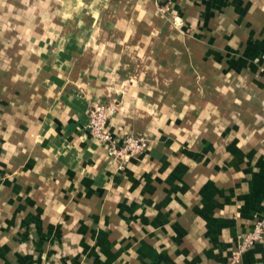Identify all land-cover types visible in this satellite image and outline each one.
I'll use <instances>...</instances> for the list:
<instances>
[{
  "label": "rangeland",
  "instance_id": "obj_1",
  "mask_svg": "<svg viewBox=\"0 0 264 264\" xmlns=\"http://www.w3.org/2000/svg\"><path fill=\"white\" fill-rule=\"evenodd\" d=\"M221 1L236 24L250 12V1L201 0L191 27L173 0H0V264H155L157 249L162 262L179 225L161 220L177 168L196 193L235 181L227 129L258 112L248 103L264 86V26L239 41L233 30L211 36ZM144 13L149 30L138 27ZM125 21L135 26L108 24ZM92 50L112 59L98 63L101 76L87 66ZM102 105L115 106L106 119L117 145L143 139L142 154L127 159L92 137L89 112Z\"/></svg>",
  "mask_w": 264,
  "mask_h": 264
},
{
  "label": "crops",
  "instance_id": "obj_2",
  "mask_svg": "<svg viewBox=\"0 0 264 264\" xmlns=\"http://www.w3.org/2000/svg\"><path fill=\"white\" fill-rule=\"evenodd\" d=\"M144 1L148 2L152 8H154L153 4L157 3V0ZM246 1L251 2L250 12L242 17L240 24L235 23L239 15L232 11V7L224 4L223 1L218 2L221 12H217L216 17L211 16L207 22V29L211 36L215 37L214 30L226 33L233 30L238 36V39L234 37L233 41H239L241 33L247 34L248 30L261 29L264 26V0H243L242 4ZM200 4L201 0H173L172 12L182 20L185 19L191 27H195L196 20L201 10L203 11V5ZM234 5L237 6V0ZM131 13L134 14L133 10ZM108 24L111 28L120 26V29H126V24L130 29L135 26V23H127V21ZM150 26H152L151 16L149 13H144L138 27L149 30ZM108 60L112 61L106 57L96 58V53L92 50L93 64H87L92 69L91 76H101L100 70L96 71L98 63L101 61L108 63ZM52 61L62 62V59L52 58ZM73 61L78 62L75 55ZM107 68L109 71V65ZM235 83L238 85V79ZM254 87L256 82H253L252 88ZM257 87L258 95H260L258 101L248 103L252 110L258 111L253 113L252 123L237 124L233 129H227L230 132L227 139L236 137L230 140L229 144L226 141L227 149H225L232 167L228 172L231 171L236 175L235 181H229L224 177V184L208 183L196 193L192 188L193 181L190 174L184 175V170L182 169L180 173L177 168L175 172L177 178L173 179L176 187H173V192L170 194L171 199L161 202L168 207L162 211L161 220L178 221L179 225L171 227V234L166 231L168 237H171V247L165 243L167 247L162 250V262H160V250L157 249L155 264H264V235L252 246H248L235 260L243 239L252 233L260 222L264 223V86ZM114 98L119 105L122 103V100H119L122 99L121 96L113 95L111 99ZM118 114L113 116L110 126L116 137L121 138L128 129L124 125V120L121 122ZM119 120L120 124L117 123ZM122 140L123 137L118 142L121 143ZM156 153L153 151L151 154L155 157L161 156ZM137 169L140 175L154 170L146 166H139ZM168 176L169 174H165L164 178ZM181 178L183 181L180 183ZM205 184L207 182H204ZM187 186L191 189L187 190ZM215 196H219V199L213 198ZM156 204L160 203L157 201Z\"/></svg>",
  "mask_w": 264,
  "mask_h": 264
},
{
  "label": "built area",
  "instance_id": "obj_3",
  "mask_svg": "<svg viewBox=\"0 0 264 264\" xmlns=\"http://www.w3.org/2000/svg\"><path fill=\"white\" fill-rule=\"evenodd\" d=\"M166 0H157L159 6H164ZM115 112V106H96L93 107L89 112V120L91 124V135L94 136L99 142L108 143V148L113 154L123 155L127 159L142 154L147 148V142L143 139L136 137H126L121 145H117L112 135L109 133V123L107 117L111 116ZM125 158V159H126ZM126 159V160H127ZM264 235V223L260 222L247 237L242 241L239 251L236 254L235 260L240 254L248 247L252 246L256 241L260 240Z\"/></svg>",
  "mask_w": 264,
  "mask_h": 264
}]
</instances>
